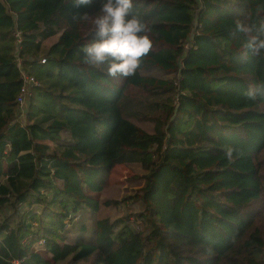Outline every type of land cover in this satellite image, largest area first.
<instances>
[{"label":"trees","instance_id":"trees-1","mask_svg":"<svg viewBox=\"0 0 264 264\" xmlns=\"http://www.w3.org/2000/svg\"><path fill=\"white\" fill-rule=\"evenodd\" d=\"M4 2L0 264H264V97L245 94L264 54L230 36L264 19V0H134L153 47L128 78L84 62L100 0ZM23 72L39 84L21 117ZM120 165L139 229L104 212ZM78 214L95 225L67 226Z\"/></svg>","mask_w":264,"mask_h":264},{"label":"clouds","instance_id":"clouds-1","mask_svg":"<svg viewBox=\"0 0 264 264\" xmlns=\"http://www.w3.org/2000/svg\"><path fill=\"white\" fill-rule=\"evenodd\" d=\"M92 3L93 0H73L76 8ZM133 8L134 0H100V7L91 19L93 37L82 45L86 64L103 67L113 78L135 75L143 57L152 49L153 41L149 25L134 14ZM80 18L88 20L89 15L85 12ZM231 35L245 38V56L259 57L264 54V19L259 24L237 19ZM245 94L251 99L264 97V82L250 84ZM227 155L231 157V148H228Z\"/></svg>","mask_w":264,"mask_h":264},{"label":"rangeland","instance_id":"rangeland-1","mask_svg":"<svg viewBox=\"0 0 264 264\" xmlns=\"http://www.w3.org/2000/svg\"><path fill=\"white\" fill-rule=\"evenodd\" d=\"M232 38V45L241 49L244 47L245 43V38L242 35H238L236 37H233L230 35ZM58 39V36H53L47 39V46L51 45L54 41ZM154 73L163 75L165 71L161 69H154ZM133 172L130 166L127 165H120L118 166L115 171L112 173L111 176V181L108 185V188L104 191L102 195V201L106 199H114V200H119V205H110L111 207L105 208L104 212L109 214L110 217L113 219L120 217V216H131V219L133 223H135V228L139 229L138 222L140 221L137 220L138 215L141 212V203L140 200L138 199L139 197L137 196V184L134 183H128L127 178L129 174ZM138 173H143V171L138 170ZM81 213V212H80ZM82 214V213H81ZM102 216V215H101ZM83 217V215H82ZM80 214H78L77 218H74L72 222L67 221V226L72 225L70 228H73L74 223L80 224L81 222H88L87 218L84 220ZM89 226H94L95 223L93 224L92 222H88ZM74 230V229H73ZM75 233H78V230H74ZM74 235V232H73ZM39 243H44V241H40ZM18 260V259H14ZM12 260V262L14 261ZM17 262V261H15ZM14 263V262H13Z\"/></svg>","mask_w":264,"mask_h":264},{"label":"built area","instance_id":"built-area-1","mask_svg":"<svg viewBox=\"0 0 264 264\" xmlns=\"http://www.w3.org/2000/svg\"><path fill=\"white\" fill-rule=\"evenodd\" d=\"M21 77L23 79V85L17 97V102L20 107L21 117H23L26 111V103L28 101L29 96L32 94V88L33 86L38 85L39 81L35 76L29 75L25 72L22 73ZM13 262H14L13 264H19L18 260H14Z\"/></svg>","mask_w":264,"mask_h":264},{"label":"water","instance_id":"water-1","mask_svg":"<svg viewBox=\"0 0 264 264\" xmlns=\"http://www.w3.org/2000/svg\"><path fill=\"white\" fill-rule=\"evenodd\" d=\"M1 1L5 4L4 0H1Z\"/></svg>","mask_w":264,"mask_h":264},{"label":"crops","instance_id":"crops-1","mask_svg":"<svg viewBox=\"0 0 264 264\" xmlns=\"http://www.w3.org/2000/svg\"><path fill=\"white\" fill-rule=\"evenodd\" d=\"M46 42H47V40L45 41V44H47ZM54 42H55V41H54Z\"/></svg>","mask_w":264,"mask_h":264}]
</instances>
